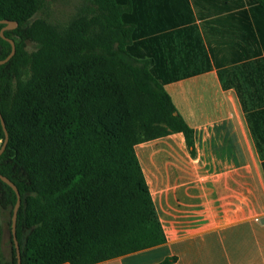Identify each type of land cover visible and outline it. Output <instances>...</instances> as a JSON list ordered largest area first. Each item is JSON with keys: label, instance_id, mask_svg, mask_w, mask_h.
<instances>
[{"label": "trees", "instance_id": "1", "mask_svg": "<svg viewBox=\"0 0 264 264\" xmlns=\"http://www.w3.org/2000/svg\"><path fill=\"white\" fill-rule=\"evenodd\" d=\"M89 1L87 10L59 30L35 18L42 0H0V21L15 22L6 30L0 22V60L11 53L10 40L15 44L13 56L0 64V112L9 136L0 174L21 196L16 235L22 264H95L163 244L134 146L181 132L195 155L194 130L164 86L197 73L178 71L144 0ZM243 4L249 10L230 16L247 19L249 26L254 20L255 42L264 47V0H239L238 7ZM249 101L247 119L264 160V100ZM120 102L134 106L137 116L120 131L122 154L116 156L102 118L107 104ZM16 201L15 191L0 179L2 243L6 226L11 236L9 255L2 248L0 264H17Z\"/></svg>", "mask_w": 264, "mask_h": 264}, {"label": "crops", "instance_id": "2", "mask_svg": "<svg viewBox=\"0 0 264 264\" xmlns=\"http://www.w3.org/2000/svg\"><path fill=\"white\" fill-rule=\"evenodd\" d=\"M238 2L144 0L178 71L197 73L164 86L195 155L181 132L134 146L166 240L95 264H264V160L244 107L264 100V47L254 20L230 16L249 10ZM2 244L0 221V257Z\"/></svg>", "mask_w": 264, "mask_h": 264}, {"label": "rangeland", "instance_id": "3", "mask_svg": "<svg viewBox=\"0 0 264 264\" xmlns=\"http://www.w3.org/2000/svg\"><path fill=\"white\" fill-rule=\"evenodd\" d=\"M90 6L89 0H42L41 9L36 14L35 18L44 19L48 23L54 25L59 30H63L76 16L81 12L87 10ZM122 103V102H120ZM116 107L109 106L102 118L104 131L111 134L109 147L112 154L121 156L120 149V131L126 129V124L129 125L137 116V110L129 103L123 102ZM116 104V102L114 103ZM100 129V127H97ZM116 140V143L114 144ZM2 142L0 141V146ZM9 228L5 227L3 236V249L4 254L8 257L10 243Z\"/></svg>", "mask_w": 264, "mask_h": 264}, {"label": "water", "instance_id": "4", "mask_svg": "<svg viewBox=\"0 0 264 264\" xmlns=\"http://www.w3.org/2000/svg\"><path fill=\"white\" fill-rule=\"evenodd\" d=\"M0 22L6 24V27H4L3 30L12 29V28L15 27V22L8 21V20H1ZM10 43H11V46H12V51H11V53L9 54V56L6 59L0 60V64H4L5 62H7L13 56V54L15 53V44H14V42L12 40H10ZM0 119H1L2 126L4 128V131H5V139L2 142V145L0 146V155H1L3 153V151L5 150V148H6L9 136H8V132L6 130L5 123H4L3 117L1 115V112H0ZM0 179L3 182H5L6 184H8L15 191V193L17 195V201H16V204H15V207H14L13 217H12V238H13V244H14V247H15V250H16L17 264H22L21 249H20L19 241H18L17 235H16L17 213H18V209H19L20 204H21V196H20L19 190L16 187V185L13 182H11L7 177H5L2 174H0Z\"/></svg>", "mask_w": 264, "mask_h": 264}]
</instances>
